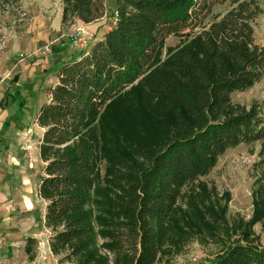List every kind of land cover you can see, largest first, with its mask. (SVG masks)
<instances>
[{
	"label": "trees",
	"instance_id": "trees-1",
	"mask_svg": "<svg viewBox=\"0 0 264 264\" xmlns=\"http://www.w3.org/2000/svg\"><path fill=\"white\" fill-rule=\"evenodd\" d=\"M262 1L114 0L110 29L89 50L65 60L52 47L57 59L46 74L57 83L38 124L46 164L39 196L53 255L73 264H155L181 203L200 223L204 212L218 219L205 207L206 190L189 191L240 145H259L251 224L264 225V110L257 100H233L264 78L254 29ZM62 3L64 26L107 13L105 0ZM172 36L180 42L167 46ZM249 239L199 264H264V248Z\"/></svg>",
	"mask_w": 264,
	"mask_h": 264
},
{
	"label": "rangeland",
	"instance_id": "rangeland-1",
	"mask_svg": "<svg viewBox=\"0 0 264 264\" xmlns=\"http://www.w3.org/2000/svg\"><path fill=\"white\" fill-rule=\"evenodd\" d=\"M60 3L62 0L61 2L58 0H19L16 3L0 0V54L6 50L15 52L11 62L22 65L18 73L27 75L24 78L41 74L42 66L48 68L54 62L53 52L45 56L42 54V49L46 44H52V47L61 45L64 57L80 51L76 50L62 34H67L83 23L77 21L65 26L62 24V29L58 30L56 24L60 14ZM105 4L106 15L94 22L100 24L97 28L102 29V32L97 35V31L94 32L88 27L95 35L91 45L101 39L103 33L110 29L114 0H105ZM262 7V14L256 19L254 29L256 42L264 46V0ZM225 8L226 6H218L216 12H222ZM179 42L180 38L172 36L167 39V46H175ZM90 47L84 50H89ZM36 61H40L39 64L33 65ZM13 75L12 72L10 76ZM41 79L38 85L39 100L40 103L45 104L50 101V90L57 83V79L54 74L45 78L41 77ZM233 100L247 106L257 100L264 110V78L251 89L235 93ZM115 132L118 133L117 130ZM34 135L38 137V133ZM101 135L99 129L98 136ZM258 150V144L240 145L229 149L219 158L212 172L196 182L189 193H198L201 189L206 190L209 204H205V207L210 208L218 219L213 220L204 212L201 219L203 223H200L196 218L194 219L193 212L187 204L181 203L176 212V222L178 221L176 230L169 234L155 264H199L211 261L223 254L233 242L244 241L245 234H249V240L253 244L264 248L263 222L258 221L251 224L255 211L253 165L258 160ZM39 164L36 173L40 176L39 170L43 173L45 165ZM104 167L105 161L102 160L100 162L101 175L104 173ZM197 184L200 186L197 187ZM191 187L188 189L190 190ZM39 205L44 215L47 203L40 200ZM210 232L214 234V237L210 235ZM43 233L45 238L48 236L50 239V230L44 229ZM56 259L59 264H71L62 260V256H55Z\"/></svg>",
	"mask_w": 264,
	"mask_h": 264
},
{
	"label": "crops",
	"instance_id": "crops-1",
	"mask_svg": "<svg viewBox=\"0 0 264 264\" xmlns=\"http://www.w3.org/2000/svg\"><path fill=\"white\" fill-rule=\"evenodd\" d=\"M60 4L58 30L62 29L63 8ZM98 25L87 26L99 35L102 29H98ZM59 55L65 60L70 56L64 57L62 51ZM13 56L15 52L8 50L0 54V74L7 77L0 85V239L4 241L0 260L3 264H59L51 251L50 239L43 233L44 229H50L45 226V212L43 215L39 205L43 200L39 196L43 173L42 170H39L40 176L36 173L39 163L46 165L40 156L44 129L38 124L43 105L39 100L38 85L41 77L51 75H47L46 70L53 66L57 57L53 55L55 60L50 67L42 66L41 74L24 78L27 75L18 73L22 65L11 62ZM12 72L14 75L10 76ZM21 100H25L22 109L19 107ZM7 121L9 125L2 133ZM36 133L38 137H35Z\"/></svg>",
	"mask_w": 264,
	"mask_h": 264
},
{
	"label": "built area",
	"instance_id": "built-area-1",
	"mask_svg": "<svg viewBox=\"0 0 264 264\" xmlns=\"http://www.w3.org/2000/svg\"><path fill=\"white\" fill-rule=\"evenodd\" d=\"M65 37L76 50L83 51L90 47L92 41H94V33L88 28L86 24H81L77 26L72 31L65 34ZM52 53V44H46L42 49V54L49 55ZM7 77H4L0 74V85L6 81ZM4 244V241L0 239V248ZM4 262L0 260V264Z\"/></svg>",
	"mask_w": 264,
	"mask_h": 264
}]
</instances>
